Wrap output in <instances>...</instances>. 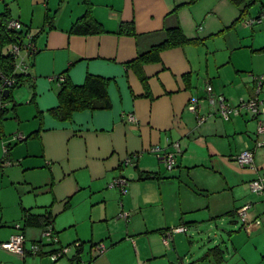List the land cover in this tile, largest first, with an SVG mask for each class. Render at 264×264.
Returning a JSON list of instances; mask_svg holds the SVG:
<instances>
[{
	"label": "crops",
	"instance_id": "1",
	"mask_svg": "<svg viewBox=\"0 0 264 264\" xmlns=\"http://www.w3.org/2000/svg\"><path fill=\"white\" fill-rule=\"evenodd\" d=\"M187 2L0 0V14L20 21L37 48L26 59L30 80L18 93L29 98L23 104L13 91L0 121V159L18 161L17 167L0 170V264H28L30 255L22 258L2 248L16 223L28 241L40 240L42 227H26V215H49L56 235L74 228L72 243L82 244L79 257L86 264H264V200L259 203L248 186L258 174L235 161L254 147V119L223 121L216 108L206 105L203 90L209 85L214 95L232 104L253 97L250 77L264 76V25L250 26L257 27L249 36L244 23L231 26L240 9L227 0L182 6ZM178 6L177 14L169 15ZM87 9L104 33L70 32ZM248 10L237 23L250 16ZM121 23H132L136 36L118 35ZM176 25L200 43L162 50L156 62L140 67L128 65ZM87 75L107 81L109 109L75 112L67 121L51 117L64 79L81 86ZM193 99L205 116L201 124L187 110ZM260 99L264 103V90ZM127 114L136 122L129 123ZM13 133L25 139L13 142L8 139ZM172 142H178L182 155L174 171L164 173L162 163L144 151L154 145L166 149ZM141 152L135 166L121 165ZM253 157L258 173L264 171V147L255 149ZM118 177L128 180L121 196L108 188ZM245 203L255 205L249 217H259L261 226L238 224L234 213ZM128 210L130 221L124 223L118 214ZM223 217L229 219L231 251L220 245L217 255L204 258L208 248L196 260H183L177 230L198 229ZM80 223H87L89 235L78 230ZM98 244L104 253L97 252ZM30 257H38L36 264H50L46 252Z\"/></svg>",
	"mask_w": 264,
	"mask_h": 264
},
{
	"label": "built area",
	"instance_id": "2",
	"mask_svg": "<svg viewBox=\"0 0 264 264\" xmlns=\"http://www.w3.org/2000/svg\"><path fill=\"white\" fill-rule=\"evenodd\" d=\"M264 22V5L261 7L259 14L250 20H244L245 26L250 27L253 24H260ZM8 28L15 32H20L23 34L22 42L20 45L14 44L10 47L9 53L13 57V68L15 73L28 74L29 66L27 60L29 56H33L37 53V48L34 44L33 36L23 27V25L18 20H10L8 23ZM255 83L253 97L247 100H240L236 107H231L228 105L227 101L222 96L214 95L212 88L208 85L205 88L206 100L223 121H229L233 116H239L242 111L246 114L251 115L254 120H257L256 137L254 141V147L243 150L236 158L235 161L238 166L242 169L250 170L252 172L258 173V169L254 164L253 153L255 149L264 147V123L259 121L258 118L264 114V104L260 99V94L263 90L264 76L252 77ZM14 84V79L6 77L0 73V98L2 97V92L8 90ZM0 107H5L4 103H0ZM198 102L196 100H191L187 105V110L195 115L197 124H201L205 121V116L199 114ZM126 120L129 123H135L136 119L132 114L126 115ZM15 140H24L25 137L18 135L14 138ZM144 152L152 154L160 163H162L167 171L174 170L176 166L177 159L182 155V149L178 142H172L168 148L161 149L159 146H152ZM141 153H135L129 155L124 160H122V166H135V162L142 156ZM0 163V164H4ZM128 180L123 177H118L113 179L108 185L109 189H118L120 194L126 193V186ZM251 194L262 195L264 192V174L262 176L258 175L254 180L248 184ZM252 204H244L235 210V217L239 219L242 225L246 228L253 226H258L260 223L257 219H250L249 213L252 208ZM129 214L121 213L118 218L124 221H129ZM15 233L9 238L8 241L2 244V248L9 254L17 255L20 257H26L27 255L36 256L43 251L44 247H53L56 244H60L56 234L53 230V225L48 224L41 232V239L39 243H32L30 248H26V238L22 232V227L19 223L13 225ZM177 231L185 232L186 228L181 227ZM45 241L47 244H43ZM163 243L168 247L169 240L163 238ZM82 244L80 242H74L71 245L60 246L57 249H51L46 252V256L49 257L51 264L58 263L63 257L71 258L70 264H86L80 260L79 253L81 252ZM106 251L103 244L97 245V252L102 254Z\"/></svg>",
	"mask_w": 264,
	"mask_h": 264
},
{
	"label": "trees",
	"instance_id": "3",
	"mask_svg": "<svg viewBox=\"0 0 264 264\" xmlns=\"http://www.w3.org/2000/svg\"><path fill=\"white\" fill-rule=\"evenodd\" d=\"M199 0H188V2L182 6H193ZM234 7L240 9L239 17L232 23L231 26L235 25L240 18L245 14L251 6L260 3L262 7L264 0H227ZM182 6L175 7L169 15H176L179 8ZM11 19L7 13L0 14V73L6 77L14 79V84L9 87V96L7 99L0 98V103H4L5 107H0V121L4 118L7 109V102L11 101L12 92L23 86L30 80V74L24 75L14 72L13 68V57L9 53V49L12 45H20L22 42L23 34L20 32L12 31L8 28V23ZM28 31V30H27ZM72 34L87 36L92 34H102L104 30L91 16L90 10L87 9L82 18H80L73 26L70 31ZM118 35L136 36V31L132 23H121L119 25ZM34 40V39H33ZM199 39H188L182 29L176 25L174 27L165 30V36L161 43L152 46L149 51L138 55L136 59L129 62V66L137 65L140 67L142 64L149 62H156L159 58L158 54L165 49L185 46L188 44H199ZM34 56V55H33ZM29 56L28 58H31ZM31 67V66H30ZM29 67V68H30ZM107 81L101 77L87 75L84 83L81 86H74L68 79L60 85V89L57 93L58 106L51 109L48 113L51 117L58 121H67L71 118L75 112L83 110H107L110 107V101L106 92ZM149 176V175H148ZM153 178L157 179L156 175H152ZM235 215V213H234ZM52 224L49 215L43 217H35L33 215H26L24 217V225L27 226H38L42 227V230L48 225ZM22 227V226H21ZM40 244V241L36 242ZM221 253L218 245L211 248L204 258L214 256ZM222 258V257H221ZM218 259L217 262H220Z\"/></svg>",
	"mask_w": 264,
	"mask_h": 264
},
{
	"label": "rangeland",
	"instance_id": "4",
	"mask_svg": "<svg viewBox=\"0 0 264 264\" xmlns=\"http://www.w3.org/2000/svg\"><path fill=\"white\" fill-rule=\"evenodd\" d=\"M259 10H260V3H257V4H255V5H253V6H251L250 8H249V10H248V15H250V16H246L244 19H243V21L244 20H250V19H254L257 15H258V12H259ZM243 21L242 22H239V23H237V24H235V26L236 25H243ZM200 22V21H199ZM199 22H197V23H199ZM241 23V24H240ZM193 24H194V22H193ZM260 24H262V25H264V22L263 23H260ZM260 24H258V26H262V25H260ZM257 25V24H256ZM196 26V25H195ZM254 28L255 27H257V26H253ZM253 27H246L247 29H249L248 30V34H249V36H251V28H253ZM256 29H254V31H255ZM250 39V38H249ZM219 43H220V41H219ZM262 76V75H261ZM254 77H258V76H253V78ZM252 79V77H250V80ZM205 88H206V85L203 87V90H204V98H205V101H206V105H207V100H206V92H205ZM22 89H24V87H20V88H17V89H15L14 90V94H15V96H16V98H17V100H21L20 102L21 103H25L26 101H27V99L29 98V96L28 97H25V96H18V93H19V91H22ZM264 90V89H263ZM217 96H220V95H217ZM240 100H243V99H238L237 100V102L235 103V104H232L231 103V101L229 100V99H227V103H228V105H230L231 107H236L238 104H239V102H240ZM244 100H246V99H244ZM262 100V99H261ZM264 104V103H263ZM213 110V109H212ZM200 111V110H199ZM198 111V112H199ZM244 112V113H243ZM246 112L245 111H242L241 112V114L239 115V116H237V117H239V118H247L248 117V119H251V116L249 115V114H245ZM199 114H200V112H199ZM194 115V114H193ZM263 116V114L261 115V117ZM236 116H233L232 118H235ZM194 118H195V115H194ZM231 118V119H232ZM258 120L259 121H262L263 123H264V121H263V119L261 120L260 119V117L258 118ZM254 122H255V128H254V139L256 138V128H257V120H253ZM195 122H196V119H195ZM197 123V122H196ZM18 135H20L19 133H13V134H11L9 137H8V139H10V140H12L13 142H17V140H15L14 138L16 137V136H18ZM257 139V138H256ZM255 139V140H256ZM254 140V141H255ZM4 146H3V153H4ZM156 159V158H155ZM157 160V159H156ZM3 162H5L4 164H0V170L2 169V170H6V169H12V168H14V167H17L16 165L18 164V161H16V162H10V161H7V160H3V159H0V163H3ZM163 165V164H162ZM162 165H161V169H162ZM175 169V168H174ZM163 170H164V173H171L172 171H174V170H172V171H167L166 170V168H165V166L163 165ZM244 170H246V169H244ZM258 175H260V176H262L263 174H264V171H260L259 173H257ZM112 181V180H111ZM110 181V182H111ZM110 182H109V184H110ZM108 184V185H109ZM116 191L118 192V194L121 196V194H120V191L118 190V189H116ZM252 196L256 199V200H258V202L260 203V202H262L264 199H263V197H262V195L261 196H258V195H254V194H252ZM245 204H249V203H245ZM255 207V205H253L252 206V208H251V210L250 211H252L253 209H255L254 208ZM121 213H125V214H129L130 216H131V211L130 210H128V211H121V212H119V214H118V216L121 214ZM236 219H237V221H238V224L240 223V224H242L240 221H239V219L236 217ZM258 221H259V226H261L262 225V222H261V219L259 218V217H257L256 218ZM120 220H122V219H120ZM221 219H219V220H215V221H212L210 224H208V223H205L204 225L202 224L198 229H196V228H186V231L185 232H181L182 233V237H178V239L180 240L179 242H181V246H179V253H181L180 254V256H181V258L183 259V260H187V261H190V260H192V259H194V260H196L197 258H199V257H201L202 255H203V253L208 249V248H213L214 246H216V245H218V246H222V247H224L223 249H225V246H227V248H228V250L229 251H231V246H230V244H229V242H228V233H227V228L229 227L228 226V223H229V219L228 218H225V217H223L222 218V220L223 221H220ZM122 221H124V220H122ZM130 221V220H129ZM224 221H226V222H224ZM126 221H124V223H125ZM54 228V227H53ZM261 228V227H260ZM80 232L81 231H83V233L85 234V235H89V230H90V227L87 225V223H80L79 224V229H78ZM226 230V231H225ZM243 230H244V232L246 231L245 230V228L243 227ZM56 231L57 232H59V230L58 229H56ZM34 232L36 233V234H38L39 233V230H37V229H35L34 230ZM180 232V231H179ZM255 231H253V232H250V233H254ZM246 233V232H245ZM40 236H39V239H41V233L39 234ZM84 235V236H85ZM56 237L58 238V240H59V242H61L60 244H56V245H54L53 247H44L43 248V252H47V251H49V250H51V249H57V248H59L60 246H67V244L68 245H71L72 244V242L74 241L73 240V238L75 237V229L74 228H66L64 231H61V233H59L58 235H56ZM224 242V243H223ZM31 242L30 241H28L27 239H26V248L27 249H29L30 248V246H31ZM43 244H47L45 241H43ZM88 246H89V244L88 243H85V245H84V252H83V254H82V259H84L85 258V256H86V254H85V252H86V250L88 249ZM20 257V256H19ZM226 257V261L227 262H231V258H230V256H228V255H226L225 256ZM23 258V257H22ZM37 259H38V257H36V258H32V257H30V256H28V258H27V263L28 264H36L37 263ZM260 259H264V255L262 256V258H260ZM47 260V261H46ZM46 262H49L50 264H51V262H50V259H49V257H47L46 256ZM58 263H61V264H68L67 263V257H63ZM58 263H56V264H58Z\"/></svg>",
	"mask_w": 264,
	"mask_h": 264
},
{
	"label": "water",
	"instance_id": "5",
	"mask_svg": "<svg viewBox=\"0 0 264 264\" xmlns=\"http://www.w3.org/2000/svg\"><path fill=\"white\" fill-rule=\"evenodd\" d=\"M8 96H9V90L6 89L2 92V97L6 99L8 98Z\"/></svg>",
	"mask_w": 264,
	"mask_h": 264
}]
</instances>
